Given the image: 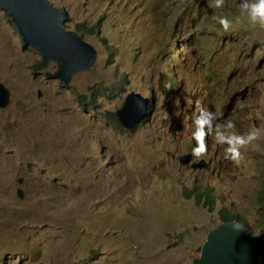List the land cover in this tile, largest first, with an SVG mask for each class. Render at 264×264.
Instances as JSON below:
<instances>
[{
	"label": "rangeland",
	"instance_id": "obj_1",
	"mask_svg": "<svg viewBox=\"0 0 264 264\" xmlns=\"http://www.w3.org/2000/svg\"><path fill=\"white\" fill-rule=\"evenodd\" d=\"M49 1L98 60L68 85L50 77L58 66L37 70L42 55L0 8L11 92L0 109V264H193L222 210L262 235L264 28L242 17L225 32L214 19L240 16L241 0ZM133 92L152 99V116L118 130ZM197 101L221 128L261 129L239 166L212 137L209 170L178 161L195 147Z\"/></svg>",
	"mask_w": 264,
	"mask_h": 264
},
{
	"label": "water",
	"instance_id": "obj_2",
	"mask_svg": "<svg viewBox=\"0 0 264 264\" xmlns=\"http://www.w3.org/2000/svg\"><path fill=\"white\" fill-rule=\"evenodd\" d=\"M0 7L8 10L23 41L34 46L43 60L59 66L58 72L48 74L50 77L70 84L76 75L89 70L96 62L97 50L79 33L65 27L68 13L55 8L49 0H0ZM10 99V90L0 83V109L8 106ZM150 102L141 94L132 93L118 112L124 127L131 129L142 121L147 116ZM180 160L187 166L193 157ZM204 167V164L194 165L196 170ZM18 194L24 198L21 190ZM244 235L245 231L238 223L221 225L209 235L201 259L194 264H207L206 252L219 264H247L252 253L245 251L247 240Z\"/></svg>",
	"mask_w": 264,
	"mask_h": 264
},
{
	"label": "clouds",
	"instance_id": "obj_3",
	"mask_svg": "<svg viewBox=\"0 0 264 264\" xmlns=\"http://www.w3.org/2000/svg\"><path fill=\"white\" fill-rule=\"evenodd\" d=\"M224 3H225V0H214V3L212 6L215 9H221L224 7ZM239 7H240L241 15L235 17L234 19H229L227 16H223V15L214 16V19L217 21V23L222 27V29L225 32L230 31L232 29L234 23H239L241 21L242 17L246 18L250 24L257 25L261 28H264V0H241ZM0 8L8 12V10H6L2 7H0ZM61 11L63 12L66 10H61ZM8 14H9V12H8ZM9 16H10V14H9ZM67 17L69 18V16H67ZM68 18H67V20H68ZM11 20H12V18H11ZM67 20H66V22H67ZM12 22H13V20H12ZM65 27H66V23H65ZM67 29L71 30L70 28H67ZM72 31H74V30H72ZM75 32L80 34V32H78V31H75ZM81 36L84 38L83 35H81ZM84 40L86 42H88L85 38H84ZM97 60H98V56H97ZM97 60H96V62H97ZM48 63L51 64V62H48ZM95 63H94V65H95ZM53 64H55V63H53ZM56 66H58V65L56 64ZM58 69H59V66H58ZM173 82L175 83L176 79H173ZM231 85H235V82H233ZM133 93H137V92H133ZM131 94H129L128 97ZM137 94H141V93H137ZM142 96L151 100L149 107H148V110H147L148 111L147 116L142 121H140L134 128H131V129L126 128L129 131L137 129L142 124H144L147 120H149V118L152 116V114H151V108L153 106L152 99L150 97H146L144 95H142ZM128 97L126 99L124 106L127 103ZM190 107H191V99H190V96H187L186 97V110H189ZM118 112H117V114H115L114 118L118 117L117 119L120 122L122 128L118 129L117 126H116V128L118 130H124L125 127L119 119ZM217 120H218V114L217 113L210 111L209 109L201 106L199 101L196 102V114L194 115V118H193V132H192V139L195 141V147L192 148L191 154H188V155L185 154V155L180 156L178 158V161L180 163H181L180 159H182L183 157L192 156L193 161L190 165H187L188 167L191 166L193 168V170H196V169H194V165L204 164L205 167L203 169H197V170H209L211 167L210 162H208L207 159H203L201 157H203L207 153V151H208L207 140L209 137H212L216 144L224 146L223 147L224 159H226V160L234 163L235 165L239 166L244 159L243 150H246L249 146H251L254 142L258 141L261 138V129H259V128H251L247 132L240 134V133H237L236 131H234L235 124L232 123L231 121H229L225 125L224 128H221L220 125H218L216 123ZM199 158H201V159H199ZM197 159L199 161H197ZM181 165L185 166L182 163H181ZM204 194L209 199L211 198L212 206H211V208H209V211L213 212V210H214L213 205L215 202V198L212 197L209 189H207ZM194 195L196 196L199 205H201V207H203L204 203L202 202V197L200 196V192H193V193L189 194L188 196L192 197ZM221 214H224L227 218L228 217L234 218V221L226 222V223L222 222L221 221ZM220 222H221L220 226L224 225V224H231V223L240 224L241 227L245 231V235L243 238H245L247 240L245 251L252 253L251 258L248 260L247 264H264V233L262 235L254 234L249 229L248 224L246 222L241 220L240 217L237 216L236 214H232L227 210L220 211ZM207 241H208V239H207ZM206 245H207V242H206L205 246ZM205 246L203 247V249L205 248ZM202 252H203V250H202ZM215 252H216V250H215ZM201 256H202V253H201ZM205 257H206L205 262L207 264L208 263L209 264H219V261L217 259L214 260V258L212 256H210L208 252H206ZM200 259H201V257L199 259H196V260H200ZM193 264H194V262H193Z\"/></svg>",
	"mask_w": 264,
	"mask_h": 264
},
{
	"label": "trees",
	"instance_id": "obj_4",
	"mask_svg": "<svg viewBox=\"0 0 264 264\" xmlns=\"http://www.w3.org/2000/svg\"><path fill=\"white\" fill-rule=\"evenodd\" d=\"M38 66L39 67L36 68L37 70H39V71H45L46 69L50 68L51 64L48 63V62H46V61H44V60H41L40 61V64ZM114 121L115 122L113 123V125L117 126L118 129L119 128H122L120 122L118 121V119L116 117L114 118ZM221 221L222 222H225V223L226 222H232V221H234V218H232V217H228L227 218L224 214H221Z\"/></svg>",
	"mask_w": 264,
	"mask_h": 264
},
{
	"label": "bare ground",
	"instance_id": "obj_5",
	"mask_svg": "<svg viewBox=\"0 0 264 264\" xmlns=\"http://www.w3.org/2000/svg\"><path fill=\"white\" fill-rule=\"evenodd\" d=\"M241 219V218H240Z\"/></svg>",
	"mask_w": 264,
	"mask_h": 264
}]
</instances>
